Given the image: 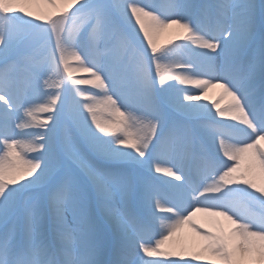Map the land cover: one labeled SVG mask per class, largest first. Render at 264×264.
<instances>
[{
	"label": "snow or ice",
	"instance_id": "snow-or-ice-1",
	"mask_svg": "<svg viewBox=\"0 0 264 264\" xmlns=\"http://www.w3.org/2000/svg\"><path fill=\"white\" fill-rule=\"evenodd\" d=\"M262 142L264 0H0V264H264Z\"/></svg>",
	"mask_w": 264,
	"mask_h": 264
},
{
	"label": "bare ground",
	"instance_id": "bare-ground-1",
	"mask_svg": "<svg viewBox=\"0 0 264 264\" xmlns=\"http://www.w3.org/2000/svg\"><path fill=\"white\" fill-rule=\"evenodd\" d=\"M38 7H39L38 10L40 9V12L45 11L46 9H48V6L47 5H43V4H38ZM174 31H176V30H174V29L165 30L157 38V43H159V44H161V43L166 44L169 39H172ZM74 64H76V65H74ZM74 64H72L73 67L74 66H77V62H75ZM80 73H81L80 71H76V72H73V75L74 74L78 75ZM220 91L221 90L218 89V88L210 89L209 92H208V98H209V100L217 98V96L219 95ZM224 102L225 101H221V105H223ZM262 143H264V142H262ZM244 163H245V161H242V166H243ZM257 182H259V178L257 179ZM200 215L201 214H198V216H200ZM185 231L187 232V229ZM154 259H163V258H154Z\"/></svg>",
	"mask_w": 264,
	"mask_h": 264
},
{
	"label": "rangeland",
	"instance_id": "rangeland-1",
	"mask_svg": "<svg viewBox=\"0 0 264 264\" xmlns=\"http://www.w3.org/2000/svg\"><path fill=\"white\" fill-rule=\"evenodd\" d=\"M38 4L37 5H34L32 8H31V10L33 11V12H35L36 14H39V15H44L45 13H47L48 11H50V9H49V7H48V9H46L45 11H42V12H40V9L38 10ZM164 40V39H163ZM162 40V41H163ZM159 44V43H158ZM162 44H164V43H161V45ZM75 62H73V64H74ZM74 65H76V64H74ZM74 67H76V66H74ZM61 71H62V69H61ZM74 76H87V74L86 73H83V72H81L80 74H78V75H76V74H74ZM53 79H55V78H53ZM87 87H91V86H87ZM96 91H98V89H91V92L94 94ZM38 115H40L39 113H38ZM99 115L101 116V117H104V116H106L107 115V113H105V112H101V113H99Z\"/></svg>",
	"mask_w": 264,
	"mask_h": 264
}]
</instances>
